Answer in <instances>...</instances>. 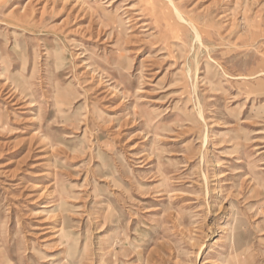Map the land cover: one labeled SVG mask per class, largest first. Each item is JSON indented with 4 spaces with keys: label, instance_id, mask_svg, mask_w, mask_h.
Returning <instances> with one entry per match:
<instances>
[{
    "label": "rangeland",
    "instance_id": "rangeland-1",
    "mask_svg": "<svg viewBox=\"0 0 264 264\" xmlns=\"http://www.w3.org/2000/svg\"><path fill=\"white\" fill-rule=\"evenodd\" d=\"M0 264H264V0H0Z\"/></svg>",
    "mask_w": 264,
    "mask_h": 264
},
{
    "label": "bare ground",
    "instance_id": "bare-ground-1",
    "mask_svg": "<svg viewBox=\"0 0 264 264\" xmlns=\"http://www.w3.org/2000/svg\"><path fill=\"white\" fill-rule=\"evenodd\" d=\"M175 12H176V14L178 15L179 18H182L181 15H180V13L176 9H175ZM192 28L194 30V34H195L196 41H199L200 42V39H201L200 32L197 30V28L195 26H193Z\"/></svg>",
    "mask_w": 264,
    "mask_h": 264
}]
</instances>
